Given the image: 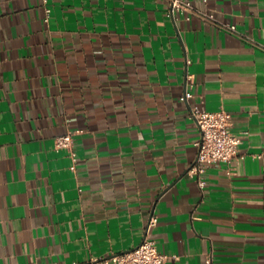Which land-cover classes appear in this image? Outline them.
<instances>
[{
  "label": "crops",
  "instance_id": "1",
  "mask_svg": "<svg viewBox=\"0 0 264 264\" xmlns=\"http://www.w3.org/2000/svg\"><path fill=\"white\" fill-rule=\"evenodd\" d=\"M194 2L237 30L168 0H0V264H90L154 215L165 264H264V0ZM195 104L247 131L206 187Z\"/></svg>",
  "mask_w": 264,
  "mask_h": 264
},
{
  "label": "built area",
  "instance_id": "2",
  "mask_svg": "<svg viewBox=\"0 0 264 264\" xmlns=\"http://www.w3.org/2000/svg\"><path fill=\"white\" fill-rule=\"evenodd\" d=\"M168 1L170 14L175 18L183 17L191 20L199 13L208 20L220 23L214 14L199 10L194 0ZM46 10V20H49L52 8L47 6ZM220 24L232 31L237 30L236 24L224 22ZM190 95L192 94L189 93L188 96ZM191 115L201 129V137L196 141L198 155L190 168V173L197 175L201 186L206 187L208 183L206 174L209 167L215 162H231L235 159L240 152V144L247 131L243 133L234 131L233 113L226 108L210 110L204 104H195L192 107ZM74 137V131L59 135L56 140V146L58 149L66 148L69 150L74 160L73 168H77L78 154L75 150ZM158 221V216H152L143 241L135 248L93 258L90 264H165L170 256L159 249L157 240L152 236V227ZM203 264H216L212 252L207 255Z\"/></svg>",
  "mask_w": 264,
  "mask_h": 264
}]
</instances>
